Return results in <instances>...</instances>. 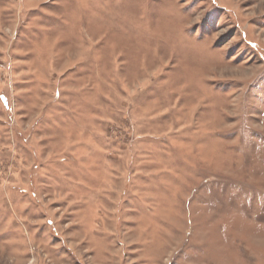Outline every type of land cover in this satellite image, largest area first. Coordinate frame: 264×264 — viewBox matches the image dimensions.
Instances as JSON below:
<instances>
[{
	"label": "rangeland",
	"instance_id": "374dc122",
	"mask_svg": "<svg viewBox=\"0 0 264 264\" xmlns=\"http://www.w3.org/2000/svg\"><path fill=\"white\" fill-rule=\"evenodd\" d=\"M0 264H264V0H0Z\"/></svg>",
	"mask_w": 264,
	"mask_h": 264
}]
</instances>
